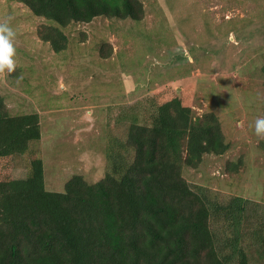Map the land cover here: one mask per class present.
I'll return each mask as SVG.
<instances>
[{
    "label": "rangeland",
    "instance_id": "rangeland-1",
    "mask_svg": "<svg viewBox=\"0 0 264 264\" xmlns=\"http://www.w3.org/2000/svg\"><path fill=\"white\" fill-rule=\"evenodd\" d=\"M140 2V21L67 25L66 48L57 53L39 38L53 23L17 0H0V22L16 33L15 71L0 73V95L10 115L37 113L42 132L30 153L12 158L11 174L24 178L27 162L39 157L48 191L62 192L75 174L95 183L109 147L125 141L135 116L144 123L153 104L177 98L196 117L213 113L229 145L183 168L184 179L211 202H247L242 245L249 264H264L251 236L264 222L263 138L254 134L255 119L264 116V0Z\"/></svg>",
    "mask_w": 264,
    "mask_h": 264
},
{
    "label": "trees",
    "instance_id": "trees-1",
    "mask_svg": "<svg viewBox=\"0 0 264 264\" xmlns=\"http://www.w3.org/2000/svg\"><path fill=\"white\" fill-rule=\"evenodd\" d=\"M17 1L54 24L39 38L57 53L71 23L143 17L140 0ZM41 133L37 113L10 115L0 95V264H249L247 202H211L182 175L205 155L228 151L213 113L196 117L177 98L153 104L144 123L135 116L125 141L111 144L102 179L90 184L75 174L62 192L45 188L39 157L27 162L24 178L11 174L12 158L30 153ZM259 148L264 155V138ZM251 232L264 262V222Z\"/></svg>",
    "mask_w": 264,
    "mask_h": 264
},
{
    "label": "clouds",
    "instance_id": "clouds-1",
    "mask_svg": "<svg viewBox=\"0 0 264 264\" xmlns=\"http://www.w3.org/2000/svg\"><path fill=\"white\" fill-rule=\"evenodd\" d=\"M15 38L16 33L9 22L7 20L0 22V73L7 72L10 74L15 71ZM254 134L264 138V116L255 119Z\"/></svg>",
    "mask_w": 264,
    "mask_h": 264
}]
</instances>
